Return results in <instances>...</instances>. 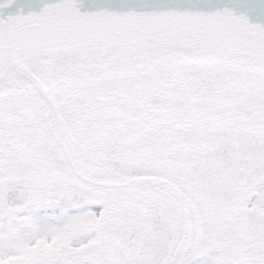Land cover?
<instances>
[{
    "label": "snow or ice",
    "instance_id": "obj_1",
    "mask_svg": "<svg viewBox=\"0 0 264 264\" xmlns=\"http://www.w3.org/2000/svg\"><path fill=\"white\" fill-rule=\"evenodd\" d=\"M0 264H264V0H0Z\"/></svg>",
    "mask_w": 264,
    "mask_h": 264
}]
</instances>
